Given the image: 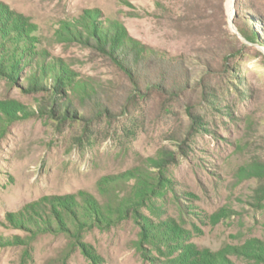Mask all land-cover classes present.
Instances as JSON below:
<instances>
[{
  "label": "rangeland",
  "instance_id": "obj_1",
  "mask_svg": "<svg viewBox=\"0 0 264 264\" xmlns=\"http://www.w3.org/2000/svg\"><path fill=\"white\" fill-rule=\"evenodd\" d=\"M7 13L23 21L14 35L26 30L90 92L69 93L78 115L61 119L62 96L55 109L51 89L26 91L31 68L0 74V264H255L241 253L264 241V0H0ZM85 17L119 20L153 49L139 88L100 47L64 40ZM162 152L170 183L147 177L110 226L25 227L56 198H132L128 173ZM146 223L169 245L138 248Z\"/></svg>",
  "mask_w": 264,
  "mask_h": 264
},
{
  "label": "trees",
  "instance_id": "obj_2",
  "mask_svg": "<svg viewBox=\"0 0 264 264\" xmlns=\"http://www.w3.org/2000/svg\"><path fill=\"white\" fill-rule=\"evenodd\" d=\"M16 24L23 25V21L10 13L0 14V74L10 78H17L21 72V66L31 68L30 72H26V91L30 89H51L49 95L51 102L56 107L55 101L57 96H62V107L66 111L52 110L53 114L63 119L68 114L78 115L74 110L70 111V105L67 102L69 93L83 97L89 94L87 85H83L77 79L76 73L69 67L61 63H48L46 55L36 50L35 43L31 40V35H26V30H20L17 35L12 32ZM80 28L74 26L72 28L65 27L61 29L60 34L65 36L66 41L78 40L85 44H94L100 47L108 54L109 57L119 66L126 74L133 86L139 88V77L137 73V64L143 61L153 49L146 46L139 40L133 38L126 26L119 20H105L99 22L92 17H85L81 22L77 23ZM19 26V25H18ZM247 38L253 40L256 38V32L248 30ZM36 67V69L34 68ZM159 81L154 83V90L159 89L172 93L175 89L171 87L166 90V85ZM179 86V84H177ZM158 87V88H157ZM153 90V89H152ZM82 105V104H81ZM98 111L101 106L97 103L94 105ZM56 109V108H55ZM3 112V109L0 108ZM193 117V116H192ZM194 118V117H193ZM192 124H195L192 121ZM198 125V124H197ZM170 155L166 152L159 153L155 157H147L145 159L146 166L139 167L128 173V176L137 179L136 192L132 198L122 199L115 205L106 203L100 204L94 201L92 197L82 196L78 202L67 201L64 198H56L50 202V209L45 219L42 216L28 215L24 220L25 227L32 232L47 231L54 232L62 228L70 229L73 232H80V225L110 226V224L121 216H126L129 208L135 202V196L139 192L138 186L144 185L148 181L147 177L156 178L160 184L166 186L170 183L169 177L166 175V160ZM150 168L155 170L149 172ZM46 207V205H44ZM186 207V206H182ZM39 220H41L40 223ZM139 232L138 248L141 244L147 243L150 246H158L160 243L169 245V237L164 229H158L149 223ZM22 225V224H21ZM241 253V252H240ZM244 254L247 260L255 264H264V241L253 239ZM213 264H233L232 262L216 261Z\"/></svg>",
  "mask_w": 264,
  "mask_h": 264
},
{
  "label": "bare ground",
  "instance_id": "obj_3",
  "mask_svg": "<svg viewBox=\"0 0 264 264\" xmlns=\"http://www.w3.org/2000/svg\"><path fill=\"white\" fill-rule=\"evenodd\" d=\"M227 4H230V3H227Z\"/></svg>",
  "mask_w": 264,
  "mask_h": 264
}]
</instances>
